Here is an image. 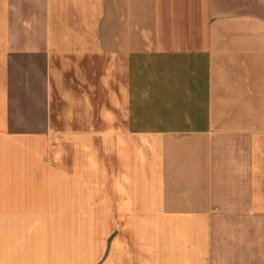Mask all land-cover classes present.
Here are the masks:
<instances>
[{"label": "crops", "instance_id": "0c3cea01", "mask_svg": "<svg viewBox=\"0 0 264 264\" xmlns=\"http://www.w3.org/2000/svg\"><path fill=\"white\" fill-rule=\"evenodd\" d=\"M252 4L0 0V264H264Z\"/></svg>", "mask_w": 264, "mask_h": 264}, {"label": "rangeland", "instance_id": "374dc122", "mask_svg": "<svg viewBox=\"0 0 264 264\" xmlns=\"http://www.w3.org/2000/svg\"><path fill=\"white\" fill-rule=\"evenodd\" d=\"M253 10L264 15V0H252Z\"/></svg>", "mask_w": 264, "mask_h": 264}]
</instances>
